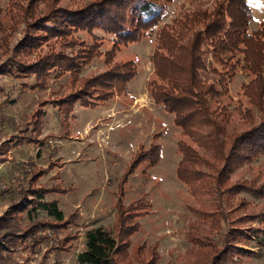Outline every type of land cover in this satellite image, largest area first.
Returning a JSON list of instances; mask_svg holds the SVG:
<instances>
[{
    "label": "trees",
    "instance_id": "obj_1",
    "mask_svg": "<svg viewBox=\"0 0 264 264\" xmlns=\"http://www.w3.org/2000/svg\"><path fill=\"white\" fill-rule=\"evenodd\" d=\"M78 1L71 0V3ZM170 1L81 0L75 7H65L60 6L59 0H13L11 18L14 27L24 23L23 35L11 48L7 45L6 35L2 36L8 56L0 69L7 76L20 80L33 75V83L23 82L29 89L47 86L52 73L56 77L70 73L68 93L59 98L42 99L39 103L40 106L47 102L55 104L59 116H68L77 103L95 106L128 92L127 82L138 72L137 60H116V57L122 46L138 42L156 27L157 43L150 54L154 77L147 81V88L153 101L172 114L173 123L190 139V142L178 140L181 158L176 176L197 200V205L191 208L201 218L193 221L188 229V238L193 245L184 255L167 264H225L233 259L234 253H247L237 245H247L260 232L250 225L242 228L241 224L246 220L253 221L259 212H242L247 210L249 201L237 194L245 192L264 197V179L233 180L231 173L264 154V18L256 28L249 30L252 11L248 0H226V4L216 0L211 10L182 11L170 23L159 25ZM95 28L113 35L111 49L105 52L98 49L100 42L93 32ZM79 31L88 33L92 42L76 35ZM43 43L49 47L47 51L43 50ZM56 44H59V50H55ZM68 47L70 52L66 50ZM101 55H104L103 71L90 76L78 75L84 64ZM209 56L212 61L207 65L205 58ZM212 62L222 69L213 66ZM238 69L246 76L241 83V95L248 105L237 99V104L229 108L222 97L228 92L227 84ZM200 71L215 74L223 90L206 82ZM35 114L32 129L37 132L43 113L36 110ZM235 114L246 125L244 128L231 125ZM19 137L20 141L36 140L31 135ZM161 151L159 143H151L148 148L138 147L118 184L120 192L116 194L113 229L97 226L85 232V247L77 254L79 264L157 262L156 242L133 246L130 239L139 229L135 218L145 214L151 203L138 198L124 204L122 188L128 175L141 164H157ZM48 170H27L23 185L16 190H3L9 193L10 203L0 215V264H18L14 255L17 250L29 247L32 251L50 238L40 230L45 227L55 230L71 222V218H77L76 213L64 216L57 200L45 198L48 192L66 191L57 184L43 186L37 183ZM205 197L210 200H202ZM235 198L237 205L231 202ZM223 199L231 207L232 214L223 208ZM25 201L24 205H30V208L20 207ZM37 209L45 210L48 217H38ZM260 214L264 219V209ZM205 223L207 228L201 233ZM228 225L229 229H224ZM221 227L223 231H220ZM207 231H211L212 236L207 235ZM69 238L64 237L63 241ZM53 239L60 240L56 235ZM130 245L132 252L128 251ZM48 249L50 251L51 247Z\"/></svg>",
    "mask_w": 264,
    "mask_h": 264
},
{
    "label": "rangeland",
    "instance_id": "obj_2",
    "mask_svg": "<svg viewBox=\"0 0 264 264\" xmlns=\"http://www.w3.org/2000/svg\"><path fill=\"white\" fill-rule=\"evenodd\" d=\"M12 1L0 0V65L8 56L2 36L6 35L7 45L11 48L23 35L24 23L20 22L14 27L11 18ZM226 3L223 0V4ZM248 3L252 11L249 30H252L264 18V0H248ZM59 4L75 7V4H81V0L75 4L71 0H59ZM215 4L216 0H171L159 25L170 23L182 11L200 8L211 10ZM93 32L99 36L98 49L101 52L111 49L112 34L98 28ZM76 35L92 42L91 36L85 31H79ZM156 38L154 27L138 42L122 46L118 53L116 60L135 58L138 63L137 74L127 82L126 94L115 95L95 106L77 103L68 116H59L55 104L47 102L40 106L39 103L42 99L59 98L68 93L72 78L70 73L58 77L52 73L47 86L29 89L24 87L23 82L33 83V75L20 80L7 76L0 69V215L10 203L9 193L3 190H16L25 183V171L40 168L49 170L37 179V183L43 186L57 184L66 189L62 193L48 192L45 198L57 200V206L64 216L77 214V218H71L73 220L64 227L55 230L45 227L40 230L49 234L50 238L32 251L29 247L17 250L14 255L18 264H79L77 254L85 247V232L97 226L113 229L116 194L120 192L118 184L138 147L148 148L151 143L161 145L159 162L150 166L141 164L128 175L122 188L124 204L138 198L151 203V208L145 214L135 218L139 229L131 234V244L156 242L159 258L155 264H167L175 257L184 255L193 245L188 238V229L193 221L201 220L191 208L197 205V200L189 194L188 186L176 176L177 163L181 158L177 149L178 140L190 142V139L182 135L180 128L173 123L172 114L153 101L147 88V81L154 77L150 54L157 43ZM42 47L44 51L49 49L46 43ZM59 49V44H56L55 50ZM66 50L70 52L69 47ZM103 59L104 55L94 57L79 69L78 75L90 76L103 71ZM208 61H212L210 56L205 58L207 65ZM212 65L222 69L218 63L212 62ZM200 74L216 89L223 90L215 74L209 71H200ZM245 80L246 76L238 69L228 82V92L222 99L230 105L229 108L237 104V99L248 105L246 98L241 95V83ZM36 110L43 113L37 132L32 129ZM233 124L238 129L246 126L238 114L234 115ZM19 135H31L36 140L20 141ZM231 176L233 180H263L264 154L235 169ZM237 196L249 201L247 210L242 212H259L253 221L246 220L241 224L242 228L250 225L260 232L247 245H237V248L247 253H234L233 259L225 264H263L264 219L260 212L264 209V197L245 192ZM205 199L210 200L208 197L202 200ZM231 202L238 204L236 198ZM25 203L20 204V207L30 208ZM222 206L228 214H232L225 199L222 200ZM35 214L48 217L42 209H37ZM203 225L201 233L207 228L206 223ZM229 227L224 229L228 230ZM220 231H223V227ZM54 235L60 238L58 242L53 239ZM207 235L212 236L211 231H207ZM67 236L71 238L63 241ZM48 246L51 247L50 251ZM128 251L132 252L131 245Z\"/></svg>",
    "mask_w": 264,
    "mask_h": 264
}]
</instances>
